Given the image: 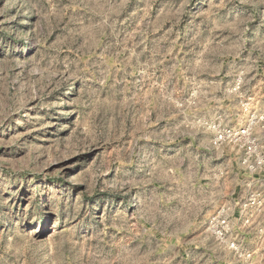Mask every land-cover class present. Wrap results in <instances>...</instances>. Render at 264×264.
Returning a JSON list of instances; mask_svg holds the SVG:
<instances>
[{
  "label": "rangeland",
  "instance_id": "374dc122",
  "mask_svg": "<svg viewBox=\"0 0 264 264\" xmlns=\"http://www.w3.org/2000/svg\"><path fill=\"white\" fill-rule=\"evenodd\" d=\"M251 145L264 0H0V264H198L212 154L262 184ZM252 194L263 228L248 191L204 230Z\"/></svg>",
  "mask_w": 264,
  "mask_h": 264
},
{
  "label": "crops",
  "instance_id": "0c3cea01",
  "mask_svg": "<svg viewBox=\"0 0 264 264\" xmlns=\"http://www.w3.org/2000/svg\"><path fill=\"white\" fill-rule=\"evenodd\" d=\"M234 113V112H232ZM211 178L209 197L206 209L201 208L203 214L201 221L193 226L194 236L197 237V251L201 264H264V227L255 220L246 224L240 216L237 207L229 209L232 224V235L241 243L236 252L228 244L217 241L209 231L204 228L212 214L231 206L232 200L236 202L242 194L256 191L264 197V182L261 177H251L243 173L240 167V155L233 148H223L213 152L210 162ZM251 183L249 189L246 183ZM259 211L264 218V204ZM253 217V216H252ZM258 229H262L258 231ZM263 238V239H262ZM195 251V250H194ZM250 255V257H248ZM249 259H251L250 262ZM198 262V264H199Z\"/></svg>",
  "mask_w": 264,
  "mask_h": 264
},
{
  "label": "built area",
  "instance_id": "2783aa9c",
  "mask_svg": "<svg viewBox=\"0 0 264 264\" xmlns=\"http://www.w3.org/2000/svg\"><path fill=\"white\" fill-rule=\"evenodd\" d=\"M231 135L233 132L231 130L226 132ZM247 154L242 161V165L246 167L252 175H256L264 171V153L257 146H249ZM255 154V157H254ZM255 194H252L250 204H244L239 208L240 216L243 215L245 210L250 206H255L257 204ZM260 204V201L258 202ZM248 223L249 220H246ZM210 234L220 243L228 244L230 249L238 251L240 246L238 244L237 238L232 235V224L230 217L226 214V211H222L218 216L211 219L207 227ZM250 257V255L248 256Z\"/></svg>",
  "mask_w": 264,
  "mask_h": 264
}]
</instances>
